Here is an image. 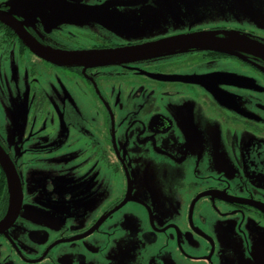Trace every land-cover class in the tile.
<instances>
[{
	"label": "flooded vegetation",
	"instance_id": "1",
	"mask_svg": "<svg viewBox=\"0 0 264 264\" xmlns=\"http://www.w3.org/2000/svg\"><path fill=\"white\" fill-rule=\"evenodd\" d=\"M250 1L244 14L263 22L264 2ZM102 2L140 32L164 11L171 32L111 40L77 10ZM219 10L215 0H0L2 18L54 52L201 32L264 44L251 29L201 22ZM237 47L61 67L0 21V149L22 193L0 264H264V58ZM10 207L0 166V224Z\"/></svg>",
	"mask_w": 264,
	"mask_h": 264
},
{
	"label": "water",
	"instance_id": "2",
	"mask_svg": "<svg viewBox=\"0 0 264 264\" xmlns=\"http://www.w3.org/2000/svg\"><path fill=\"white\" fill-rule=\"evenodd\" d=\"M106 5H116L115 3H108ZM79 10L84 14H91L85 10ZM220 11V10H219ZM237 13V12H235ZM234 13V14H235ZM244 14L241 12L240 14ZM6 19V20H5ZM2 18L0 15V21L7 24L14 30L17 36L25 43L30 51L42 60L61 67H69L76 65H102L116 62H126L137 59L149 58L153 56H159L175 51H181L187 48H200V49H212L213 51L226 53L233 55L234 51H237L241 47L248 52H253L264 58V44L258 41L249 39L248 37L231 33V32H201L189 35H180L175 37H168L157 41L148 42L145 44L125 47L113 50L105 51H86V52H74V53H62L54 52L44 48L37 42L32 40L23 30L17 26L14 20L10 17ZM219 36H227L228 38L233 37L234 40L230 39H219ZM211 39V40H208ZM0 166L2 167L8 184L10 187L11 207L6 219L0 224V233L6 229L10 223H13L18 217L22 193L17 178L16 172L9 162L7 156L0 149Z\"/></svg>",
	"mask_w": 264,
	"mask_h": 264
},
{
	"label": "rangeland",
	"instance_id": "3",
	"mask_svg": "<svg viewBox=\"0 0 264 264\" xmlns=\"http://www.w3.org/2000/svg\"><path fill=\"white\" fill-rule=\"evenodd\" d=\"M215 1L220 9L218 13L220 15L214 19L208 18L209 20L206 19L204 21L202 20L201 22L206 23L208 21L218 20L219 24L232 26L233 28H245L247 30L251 29L255 34L264 36V20L263 22L257 20L254 18V15L251 16L249 14H240L246 10L255 8L250 0ZM261 1L264 2V0ZM84 4L86 6H92L93 2L89 1L85 2ZM83 8L87 7L83 6ZM94 8L95 9L92 11L95 13V17H97L103 25L102 26L100 24L101 29L99 30V33L114 41L137 40L140 37L156 38V36L171 32L172 25L170 22H165L167 14L164 11L159 10V14L163 15H157V17L160 18V21L155 20L154 25H152L150 29L140 32L139 22L133 17H130L129 14L123 10V7H113L111 5H106V2H102ZM230 12H233V14L237 12L239 14L231 17ZM252 17L253 19H251ZM91 28L96 29V25H93ZM174 68H179V66H175ZM213 74L210 75L213 76ZM206 76L204 77L206 78ZM164 77L168 78L169 76ZM199 77L202 78V76ZM169 78L172 79L171 77ZM223 166L225 165L223 164ZM234 168L235 167H233L232 162L227 163L228 171H233Z\"/></svg>",
	"mask_w": 264,
	"mask_h": 264
}]
</instances>
